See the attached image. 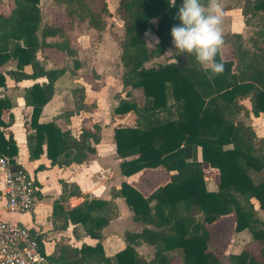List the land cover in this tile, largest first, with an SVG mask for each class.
<instances>
[{"label":"trees","instance_id":"1","mask_svg":"<svg viewBox=\"0 0 264 264\" xmlns=\"http://www.w3.org/2000/svg\"><path fill=\"white\" fill-rule=\"evenodd\" d=\"M62 13L64 23H41L40 0H11L10 13H0V67L15 61V70L5 75L15 81L43 79L25 90V107L31 108L27 137L30 159L43 152L52 165L80 164L95 154L99 142V126L83 128L78 139L55 124L38 123L42 108L53 96L55 81L64 73L62 68L45 69L38 55L47 61L50 52L63 58L77 56L71 34L78 27L100 41L110 16L107 0H49ZM183 0H119L117 15L122 22L123 36L115 38L121 49L123 72L120 84L128 89L125 97L114 108V115L134 113L144 116L145 125L118 127L113 130V141L120 172L134 175L144 169L162 167L172 172L170 180L144 197L128 183H121L117 195L133 213V219L145 225L138 232H124L126 246L113 257L105 256L100 240L101 230L114 214L108 203L100 200L84 201L67 212L54 204L53 218L60 214L71 224H80L94 246L80 248L58 246L50 264H221L215 252L211 234L206 228L219 223L226 215H233V232L248 231L258 243V252L243 249L230 255V264H264V222L257 216L252 200L264 211V141L250 125L236 116L246 109L240 100L248 99L250 112L264 114V0H244L240 13L244 24L254 29L245 45L237 33L227 35L232 59L216 61L224 64L222 75L209 80L210 71L204 70L192 55L186 63L175 62L145 65L165 57L172 46L171 28L179 25L176 19ZM55 6V7H56ZM151 30L159 45H149L143 35ZM75 61V60H74ZM31 66V73L23 69ZM93 79L98 76L91 72ZM5 76L0 72V87ZM98 89V85H92ZM141 89L143 102L137 103L133 90ZM73 111L90 110L85 105L83 89L74 91ZM7 99H0V156L10 159L13 169L19 168L12 158L16 155L13 136H5L10 122L2 114L9 111ZM175 111L165 120L156 118L159 112ZM198 149L201 161L197 159ZM208 167L216 169L217 190L205 187ZM73 195L80 196L76 187ZM60 210V211H56ZM60 212V213H59ZM144 244L153 248L147 261L133 246ZM179 251L176 258L171 252ZM178 260V261H177Z\"/></svg>","mask_w":264,"mask_h":264},{"label":"crops","instance_id":"2","mask_svg":"<svg viewBox=\"0 0 264 264\" xmlns=\"http://www.w3.org/2000/svg\"><path fill=\"white\" fill-rule=\"evenodd\" d=\"M10 1L11 0H3V3L0 4V13L3 15H8L10 13ZM40 4L42 6L40 26L47 22L53 23L50 20L51 16H43L42 11L45 6L51 9L56 5L50 3L49 0H40ZM238 15L240 17L238 19V24L234 23L232 26L230 24V30H227L226 33L223 31V33H225L223 36L224 47L221 53H219L222 61L232 59V53L227 38L228 34H239L243 43L249 46L248 38L252 34V28L244 24V18L241 13ZM236 28L237 30L235 31ZM153 37L156 36L152 31H147L143 35V39L149 45L155 43ZM72 43L77 49V57L71 59V64L74 67L80 66V69H75L73 71L76 73H85V70L90 68V73L94 72L98 78L101 77L103 83L101 87L97 84L98 89L95 90L92 88V85L95 84L98 79L95 80L92 78L93 81H91L90 84L83 82L78 87L63 91L61 93L62 96H59L56 90L57 81L61 77H65L64 80L68 77V72L64 69V73L54 83L53 96L42 108L38 123H53L61 131H68L75 139H78L83 128L90 129L93 124H97L100 131L99 142L94 146L95 154L89 156L83 163H72L68 166L52 165L45 155V145L42 147V154L37 159H30L27 137L34 132V129L30 126L31 108L25 107L24 93L25 90L33 84H41L44 80L29 79L15 81L11 77L5 75V72L15 70V61L13 60L8 61L0 67V72L5 76V86L0 87V99H7L11 105L10 110L2 114V119L4 122H10L9 127L4 130L5 136L10 133L15 141L16 155L12 160L16 166L29 173L36 188L33 211L29 215H15L8 214L4 210L5 202L1 194L0 184V217L5 221L23 224L30 228L31 231L38 234L41 251H43L46 256L45 264H50L47 261V257L52 256L58 246L68 245L80 248L82 245L94 246L97 243V240L86 235L80 224H71L62 214L53 218L55 203L58 204L60 210L67 212L85 200L89 201L93 199L107 202L108 207L111 208L114 214L109 219L108 224L101 230L102 238L100 243L105 256L113 257L126 246L123 236L124 232H138L145 227V225L133 219V213L129 210L123 198L117 195L121 183H128L137 189L144 197H147L155 189L167 183L172 174V172L162 167L144 169L128 177L121 174L119 163L122 159H120L115 152L113 130L114 128L124 126L137 127L138 124L143 126L147 118L144 116H136L132 112L125 115L113 114L114 108L118 105L119 101L125 97L126 91H128V89H123L120 84V76L123 72L121 61L119 62L120 66H117L118 63L113 65L115 73L117 72V86L114 92L111 91L110 88L109 92H105L104 89L108 87L109 77L106 76L101 69L91 67L93 63V53L90 52L89 56V54L84 52V45L79 44L80 46H78L75 45L74 42ZM170 48L175 51L173 45ZM170 48L167 49L166 53ZM78 52H80L79 56ZM120 53L121 49L118 51L119 59ZM47 54L48 58H50V53ZM102 54L105 59L111 58L108 52H103ZM174 59L175 54L172 56L165 54V57L162 56L154 59L145 66L149 67L152 65L155 66L158 63L174 62ZM38 61L45 69H55L51 68L49 65L46 66V61L43 60L40 55H38ZM23 71L26 74H30L31 66H25ZM66 87H68V85ZM80 88L83 89L85 105H93L89 111H73L75 99L74 91ZM133 95L137 103L141 105L143 102L141 89L133 90ZM240 103L247 112L239 113L236 118L250 125L255 135L264 141V114L260 113L257 116L253 115L249 110L250 105L248 99L240 100ZM174 115V110H171L170 113L167 110L159 112L156 118L165 120ZM197 159L201 161L199 149ZM217 172L216 169L208 167L205 174V187L209 192H215L217 190V184L215 182ZM74 187L78 189L80 196L73 195V192H75ZM252 203L256 216L264 222V211L259 209L258 203L255 200H252ZM233 226V215H226L221 218L219 223H213L206 227L211 234L212 246L219 255L221 264H230L228 257L230 255L239 254L243 249L251 251L253 254L258 252V243L252 240L250 233L248 231L235 233L233 232ZM133 247L138 255L145 260L149 261L152 259L153 248L151 246L139 244ZM170 254L176 258L180 256L179 251H174ZM176 263L178 264V262Z\"/></svg>","mask_w":264,"mask_h":264},{"label":"rangeland","instance_id":"3","mask_svg":"<svg viewBox=\"0 0 264 264\" xmlns=\"http://www.w3.org/2000/svg\"><path fill=\"white\" fill-rule=\"evenodd\" d=\"M119 0H107V6L110 11V16L106 19V27L105 30L101 34V41L97 42V38L95 36H92L91 33L88 31L82 30L78 27H75V30L71 34V41L75 43V45L80 46L79 44L84 45V52L89 54L90 52L93 53L92 59L93 63L91 67H97L103 71V73L109 77L108 87L105 90V92H109V88L111 91L114 92L115 87L117 86V72L115 73V69H113V65L117 64L119 65L120 59L118 51L120 48L117 46L115 42V38L120 39L123 36V27L122 22L119 19L116 9L118 5ZM244 0H222L223 10H224V23H223V31L226 33L227 30H230L232 24L237 23L239 13L242 7V3ZM3 3V0H0V4ZM43 16H51V21L54 24H58L62 22V13L60 7H53L49 9L48 6H45L44 10L42 11ZM65 21L64 20L62 23ZM229 24V25H228ZM237 28L235 29V31ZM151 32V30H148ZM254 29L252 28V32ZM223 33V36L225 35ZM76 37V38H75ZM81 38V41H80ZM103 52H108L111 55L110 59H105L103 57ZM78 52V56H79ZM77 57V56H76ZM74 57V59L76 58ZM71 59L73 58H63L61 55H57L56 53L50 52V58L48 61H46V66H50L51 68H62L65 69L68 72V77L66 80H64L65 77H61L57 81L56 90L57 94L59 96H62L61 93L63 91L69 90V88H75L81 85V83H88L90 84L92 80L91 73L89 71L90 68H87L85 70V73H76L73 70L80 69V66L74 67L71 64ZM88 59V58H87ZM119 60V61H118ZM178 60H180L183 63H186L187 56L179 55ZM93 70V69H91ZM111 71V72H109ZM113 71V72H112ZM85 74V75H84ZM99 87L102 85L101 77L96 80ZM68 85V87H66ZM105 86V84H104ZM118 88V87H117ZM70 89V90H72ZM118 90V89H117ZM110 91V92H111ZM68 104V103H67ZM66 104V105H67ZM64 105V106H66ZM175 264L176 261H175Z\"/></svg>","mask_w":264,"mask_h":264},{"label":"built area","instance_id":"4","mask_svg":"<svg viewBox=\"0 0 264 264\" xmlns=\"http://www.w3.org/2000/svg\"><path fill=\"white\" fill-rule=\"evenodd\" d=\"M0 184L4 210L8 214L29 215L35 206V185L29 173L13 169L6 156H0ZM38 234L18 222L0 217V264H45Z\"/></svg>","mask_w":264,"mask_h":264},{"label":"clouds","instance_id":"5","mask_svg":"<svg viewBox=\"0 0 264 264\" xmlns=\"http://www.w3.org/2000/svg\"><path fill=\"white\" fill-rule=\"evenodd\" d=\"M170 5L175 6L176 0H170ZM175 18L180 21L171 28L175 51L170 48L166 55L194 56L204 70L210 71L209 80L222 75L224 64L216 61L224 47L222 0H183ZM153 39L159 45V39Z\"/></svg>","mask_w":264,"mask_h":264}]
</instances>
